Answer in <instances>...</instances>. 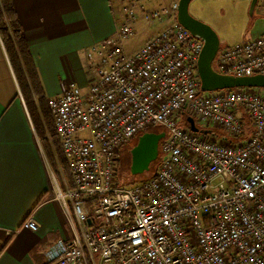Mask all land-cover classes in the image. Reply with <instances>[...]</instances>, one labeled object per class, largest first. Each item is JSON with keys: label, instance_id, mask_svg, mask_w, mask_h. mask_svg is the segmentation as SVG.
<instances>
[{"label": "built area", "instance_id": "obj_1", "mask_svg": "<svg viewBox=\"0 0 264 264\" xmlns=\"http://www.w3.org/2000/svg\"><path fill=\"white\" fill-rule=\"evenodd\" d=\"M157 1L125 0L114 34L91 47L89 86L48 101L70 165L73 187L60 196L74 237L52 244L46 264H264V88L203 91L204 41L178 21V0ZM142 19L164 27L127 53ZM214 62L222 74L264 75V35L220 46ZM157 125L156 170L121 185L122 148Z\"/></svg>", "mask_w": 264, "mask_h": 264}, {"label": "crops", "instance_id": "obj_2", "mask_svg": "<svg viewBox=\"0 0 264 264\" xmlns=\"http://www.w3.org/2000/svg\"><path fill=\"white\" fill-rule=\"evenodd\" d=\"M236 1L239 9H214L210 18L194 13L218 32L221 46L264 35V0L257 1L254 18L249 14L251 0ZM123 2L12 0L47 102L72 83L89 86L98 61L91 47L114 34V12ZM160 3L151 0L150 7ZM141 22L157 24L142 19L137 25ZM65 190V179L52 168L0 36V247L7 243L0 264H46L45 252L52 244L73 239L74 214L60 196ZM29 218L35 230L25 226Z\"/></svg>", "mask_w": 264, "mask_h": 264}, {"label": "trees", "instance_id": "obj_3", "mask_svg": "<svg viewBox=\"0 0 264 264\" xmlns=\"http://www.w3.org/2000/svg\"><path fill=\"white\" fill-rule=\"evenodd\" d=\"M0 36L14 68L18 72L21 89L32 114L35 129L50 159L52 168L59 177L63 174L68 180V185L73 187L70 165L63 154L60 139L55 129L53 114L48 106L43 85L17 19L12 0H0ZM90 203L92 204L93 200H90ZM6 244L0 247V252Z\"/></svg>", "mask_w": 264, "mask_h": 264}, {"label": "water", "instance_id": "obj_4", "mask_svg": "<svg viewBox=\"0 0 264 264\" xmlns=\"http://www.w3.org/2000/svg\"><path fill=\"white\" fill-rule=\"evenodd\" d=\"M192 0H178L177 19L193 35L204 41L203 49L199 55L197 72L203 91L218 89H231L237 87L264 88V75L234 76L222 74L213 67L215 57L220 49L221 42L216 30L208 23L191 14L189 5ZM258 0H251V11H254ZM188 125L194 132H201L192 118H188ZM166 132H144L131 149V170L133 174H142L149 171L151 165L160 153V141ZM91 220L89 219V223Z\"/></svg>", "mask_w": 264, "mask_h": 264}, {"label": "rangeland", "instance_id": "obj_5", "mask_svg": "<svg viewBox=\"0 0 264 264\" xmlns=\"http://www.w3.org/2000/svg\"><path fill=\"white\" fill-rule=\"evenodd\" d=\"M230 6L231 8H238L239 9V2L236 0H192L189 5V10L192 15L196 16L195 14H201L204 17H209L212 15H215V10L218 9L221 10L223 8H227ZM251 6V4H250ZM195 13V14H194ZM249 14L254 18V11H251L249 7ZM199 18L198 16H196ZM257 18V16H256ZM200 19V18H199ZM202 20V19H200ZM203 21V20H202ZM157 24L152 23H144L141 22L136 26V33L135 35L127 40L125 43V51L127 53H133L135 50L140 48L144 43V40L147 37H152L156 35L161 29L164 27V25H160V22H156ZM207 23V22H206ZM209 24V23H208ZM211 25V24H210ZM212 26V25H211ZM217 32V31H216ZM218 33V32H217ZM213 67L216 68V62L213 63ZM198 127H202L200 122H196ZM154 131H162L164 130L162 126L157 125L152 128ZM138 139H132L130 141V144H126L120 154V161H119V170H118V179L119 183L121 185H131L134 182H138L144 179L149 178L154 171L156 170L160 159L162 157L161 153H159L157 159L155 162L152 163L151 168L149 171H145L142 174H133L131 170V145L135 146ZM61 170V168H60ZM64 177V175L62 174ZM65 182L68 183V180L66 177H64Z\"/></svg>", "mask_w": 264, "mask_h": 264}, {"label": "flooded vegetation", "instance_id": "obj_6", "mask_svg": "<svg viewBox=\"0 0 264 264\" xmlns=\"http://www.w3.org/2000/svg\"><path fill=\"white\" fill-rule=\"evenodd\" d=\"M195 17H196V16H195ZM148 131L151 132V131H153V130H147V131H145V132H148ZM156 132H157V131H156ZM143 133H144V132H143ZM143 133H142V134H143ZM140 135H141V134H140ZM140 135H139V136H140ZM139 136L135 137L134 139H138ZM128 144H130V142H129ZM160 144H161V141H160ZM132 148H133V146L131 145V149H132ZM131 149H130V152H131Z\"/></svg>", "mask_w": 264, "mask_h": 264}]
</instances>
